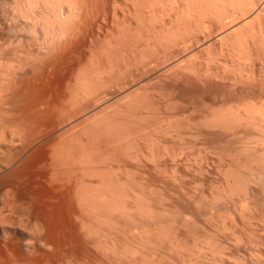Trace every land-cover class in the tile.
<instances>
[{"label": "rangeland", "instance_id": "1", "mask_svg": "<svg viewBox=\"0 0 264 264\" xmlns=\"http://www.w3.org/2000/svg\"><path fill=\"white\" fill-rule=\"evenodd\" d=\"M0 1L1 63L64 80L49 124L43 104L28 116L27 89L20 136L0 132L13 156L0 162V264H262L264 245L248 246L264 218V0H64L62 19L34 21L9 13L43 0Z\"/></svg>", "mask_w": 264, "mask_h": 264}, {"label": "bare ground", "instance_id": "2", "mask_svg": "<svg viewBox=\"0 0 264 264\" xmlns=\"http://www.w3.org/2000/svg\"><path fill=\"white\" fill-rule=\"evenodd\" d=\"M3 1V0H2ZM6 1V0H5ZM23 1V0H22ZM46 1V2H45ZM1 2V1H0ZM26 2V1H25ZM31 2V1H30ZM64 2H66V1H64V0H43L42 1V8L41 9H39V11H37V10H28V9H26V10H24L23 8L22 9H19V8H21V7H19L18 8V5L17 4H15V6H17V8L15 7V9L13 10V11H10V13H9V15L15 20H17V19H21V18H23V20L24 19H26V20H33L34 21V16H36V15H38V14H40V15H42L43 16V14L44 13H46V15H48V18L49 17H56L57 19L58 18H61L62 17V15L64 14V13H66V11L64 10L65 8H64ZM15 3H16V1H15ZM14 4V3H13ZM5 5V4H4ZM21 5H22V3H21ZM26 5H28V4H26ZM34 4H32V6H33ZM28 6H31L30 4L28 5ZM36 6V5H35ZM6 7V6H5ZM0 8H1V6H0ZM11 8V7H10ZM29 8V7H28ZM7 9V8H6ZM5 9V11H7ZM31 9V8H30ZM32 9H33V7H32ZM37 9V8H36ZM3 15H4V17L6 16L4 13H3V11H2V9L0 10V17L2 16V18H3ZM45 14H44V16H46ZM8 16V15H7ZM10 17V18H11ZM46 18H47V16H46ZM7 19H9V17L7 18ZM52 19V18H51ZM53 19H55V18H53ZM62 19V18H61ZM3 20V19H2ZM10 20V19H9ZM37 20V19H36ZM7 21V20H6ZM12 21V20H11ZM18 22V21H17ZM11 23V22H10ZM35 23V22H34ZM54 23V22H53ZM52 23V24H53ZM0 24H1V22H0ZM3 24H5V23H3ZM16 24V23H15ZM15 24L13 25V26H15ZM46 24V23H45ZM66 24V23H65ZM2 25V24H1ZM19 25V24H18ZM17 25V26H18ZM34 25V24H33ZM33 25H32V28H33ZM46 25H48V24H46ZM46 25H44L43 27H44V29L42 30V31H44V32H46V31H48V26H46ZM20 26V25H19ZM26 26V25H25ZM0 27H3V26H0ZM4 27H6V25L4 26ZM8 27H10V26H8ZM7 27V28H8ZM12 27V26H11ZM22 27V26H21ZM34 27H35V25H34ZM42 27V26H41ZM42 27V28H43ZM62 27V26H61ZM36 28V27H35ZM2 28H0V30H1ZM4 29V28H3ZM2 29V30H3ZM9 29V28H8ZM25 29V28H24ZM34 29V28H33ZM1 30V31H2ZM5 31H7V30H5ZM14 31V30H13ZM30 31H31V29H30ZM43 32V33H44ZM66 32V31H65ZM0 33H3V32H0ZM63 33V32H62ZM51 34V33H50ZM12 35V34H11ZM45 35H47L48 36V34H47V32H46V34ZM54 35V34H53ZM52 35V37H54ZM6 36H8V35H6ZM5 36V37H6ZM18 36V35H17ZM2 37V36H1ZM0 37V38H1ZM9 37V36H8ZM8 37L5 39V40H7L8 39ZM12 37V36H11ZM49 37V36H48ZM51 37V38H52ZM17 38V37H16ZM15 38V39H16ZM47 38V37H46ZM229 38H231V37H229ZM241 38V37H240ZM13 39V38H12ZM34 39V38H33ZM1 40H2V38H1ZM4 40V39H3ZM11 40V39H10ZM20 40V39H19ZM27 40V39H26ZM45 40V39H44ZM238 40V39H237ZM9 41V40H8ZM12 41V40H11ZM48 41V40H47ZM14 42H15V40H14ZM16 42H18V41H16ZM21 42V41H20ZM34 42V41H33ZM51 42V41H50ZM4 43H5V41H4ZM8 43V42H7ZM23 43V42H22ZM222 43H224V42H222ZM9 44V43H8ZM47 44V43H46ZM0 45H1V47H2V45L3 44H1L0 43ZM11 45V44H10ZM15 45V44H14ZM41 45V44H40ZM227 45V44H226ZM4 46V45H3ZM6 46V45H5ZM5 46H4V48H5ZM35 46V45H34ZM38 46V45H37ZM0 47V48H1ZM21 47V46H20ZM41 47V46H40ZM57 47V46H56ZM68 47V46H67ZM12 49V48H11ZM33 49V48H32ZM43 49V48H42ZM236 49V48H235ZM5 50V49H4ZM8 50V49H7ZM71 50V49H70ZM1 51V50H0ZM25 51V50H24ZM40 51V50H39ZM7 53V52H6ZM5 53V54H6ZM10 53V52H9ZM21 53V52H20ZM23 53V52H22ZM40 53V52H39ZM70 53V52H69ZM14 54V53H13ZM236 54V53H235ZM33 55V54H32ZM31 55V56H32ZM36 55V54H35ZM41 55V54H40ZM6 56V55H5ZM48 56V55H47ZM60 56V55H59ZM18 57V56H17ZM35 58H36V56H34ZM33 57V58H34ZM39 57V56H38ZM51 57V56H50ZM230 57V56H229ZM31 58V57H30ZM65 58V57H64ZM63 58V59H64ZM37 59V58H36ZM2 60H4V57H2V55H0V132L1 133H5V131H6V129H9L8 128V125H9V127H10V129H11V131L12 130H14V131H12V132H14L13 134H12V136L14 137V136H20V134L18 135L17 133H16V135H15V130H16V127H15V129H13V126L12 125H14V120L11 118L12 116H16V115H18V114H20L21 112L19 111L22 107L21 106H23V108H24V106H26V105H28V108H30V109H32V113H33V110H34V115L32 114V115H28V116H33L32 118H31V120H33L32 122H34L35 120V122H39V120H37V118L35 117L36 116V114H37V117H38V113H36V111H38L39 112V110H40V105L41 104H43L42 105V107L41 108H43V110H41V111H43V113H39V116H40V114H44V116L46 115V116H48V114H51V113H53L52 111V95H53V93H54V88L56 89V87L58 86V87H60L58 84L61 82L62 83V81H64L63 80V77H61V76H59V73H58V69H59V71L61 70V68H56V72L55 71H53V70H55V68H53L52 66H49V64H48V66H49V69H50V71H48V73L45 71V73L43 72L44 71V69H42L43 71H42V73H44L45 75L43 76L42 74H41V79H39L38 77H39V74L37 73V72H35L34 71V67H36L35 66V63H34V66L32 67V68H30L31 66H30V64H28L29 65V68H30V70L29 71H26L25 73H23V71H24V69L22 70L21 69V67H18V68H15V67H17V66H15L14 68H9V67H7V66H5V65H7V63L5 62V65H3L4 64V62L3 63H1V61ZM7 60V59H6ZM66 60V59H65ZM29 61V60H28ZM37 61V60H36ZM49 62V61H48ZM65 62V61H64ZM23 63V62H22ZM51 65H54L55 66V64H54V62L52 63V62H49ZM61 63V62H60ZM69 63V62H68ZM12 64V63H11ZM10 64V65H11ZM24 64V63H23ZM33 64V63H32ZM42 64V63H41ZM57 64V63H56ZM62 64V63H61ZM61 64H59V65H61ZM10 65H8V66H10ZM22 65V64H21ZM63 65H65V63H63ZM69 65V64H68ZM12 66V65H11ZM41 67V66H40ZM56 67V66H55ZM58 67V66H57ZM65 69H64V68ZM62 68L64 69V70H67V67L68 66H63ZM23 68V67H22ZM27 68V67H26ZM36 68H38V67H36ZM45 68V67H44ZM47 69H48V67H46ZM45 68V69H46ZM28 69V68H27ZM48 69V70H49ZM63 69H62V71H63ZM69 70V69H68ZM40 73V72H39ZM58 74V75H56V74ZM65 73L67 74V71H65ZM47 74V75H46ZM60 74L62 75V74H64V73H62V72H60ZM66 74L64 75L65 77V79H66ZM37 75H38V77H37ZM62 78V79H61ZM236 81V80H235ZM60 83V85H62ZM58 87H57V89H58ZM27 89H29L28 91L30 92V93H28L27 92V94H26V91H27ZM57 89L55 90V92H57ZM34 92H33V91ZM32 91V92H31ZM32 93V94H31ZM59 93V92H58ZM24 94H26V95H24ZM31 94V95H30ZM27 96V95H29V97H31L32 96V98H30L31 100H29V97L27 96V98L26 97H24L22 100L24 101V103L26 104V105H24V103H18V101L19 102H21V98H20V96ZM19 98L18 99V101H16L17 100V98ZM54 97V96H53ZM58 97V96H57ZM25 99L28 101H25ZM243 100V99H242ZM15 101H16V104H17V106L18 107H16L15 108V106H16V104H15ZM22 101V102H23ZM75 102V101H74ZM20 104H23V105H20ZM81 104V103H80ZM245 104V103H244ZM92 105V104H91ZM8 106H11V108H8ZM21 108H20V107ZM55 106V105H54ZM53 106V107H54ZM81 106V105H80ZM27 107V106H26ZM25 107V108H26ZM21 109V110H23V111H27L28 109ZM56 108V107H55ZM81 108V107H80ZM251 108V107H250ZM238 109V108H237ZM236 109V110H237ZM252 110V109H251ZM19 111V112H18ZM22 111V112H23ZM238 111V110H237ZM242 111V110H241ZM243 111H245V109H243ZM29 112H31V110H29ZM239 112V111H238ZM246 112V111H245ZM236 113V112H235ZM244 113V112H243ZM28 114V113H27ZM27 114H26V116H27ZM214 114V113H213ZM242 114V113H241ZM226 115V114H225ZM232 115H233V113H232ZM19 116V115H18ZM21 116H23V113H21ZM26 116H24V117H26ZM44 116L42 115V117H40L39 119H44V121L46 122L50 117L48 116L47 118L48 119H46V118H44ZM245 115H241V117L242 118H240L241 120H239V118H238V123H235L234 121H232V122H234V124H226L225 125V123L224 124H221L220 123V127H221V125L226 129V128H228V130L231 132V128L232 129H234L233 127H238V126H241V125H243L245 122V119H243V117H244ZM257 115H255V117H256ZM17 117V116H16ZM15 117V118H16ZM24 117H23V119H24ZM219 117H220V114H219ZM224 117V116H223ZM222 117V118H223ZM14 118V117H13ZM18 118V117H17ZM234 118V117H233ZM236 118V117H235ZM245 118V117H244ZM246 118H248L247 116H246ZM12 119V120H11ZM19 119L21 120V118H20V116H19ZM30 119V118H29ZM46 119V120H45ZM61 119V118H60ZM220 119V118H219ZM252 119V118H251ZM19 120V123H17L16 122V125L17 124H20V122L22 121H20ZM25 120V119H24ZM23 120V121H24ZM51 120V118L49 119V121L48 122H46V123H48L49 124V122H51L50 121ZM213 120V119H212ZM15 121H18V119L17 120H15ZM248 121V120H247ZM264 121V120H263ZM31 122V121H30ZM42 122V121H41ZM192 122V121H191ZM202 122V121H201ZM220 122V121H219ZM23 123V122H22ZM62 123V122H61ZM248 123H250V122H248ZM35 124V123H34ZM33 124V125H34ZM215 124V123H214ZM245 124H247V122L245 123ZM244 124V125H245ZM254 124V123H253ZM257 124V123H256ZM11 125V126H10ZM169 125H171V124H169ZM21 126V125H20ZM31 126V125H30ZM34 126H36V125H34ZM34 126H32V127H34ZM47 126V125H46ZM210 126V125H209ZM247 126V125H246ZM56 127V126H55ZM19 127H18V125H17V129H18ZM21 128V127H20ZM23 128V127H22ZM35 128V127H34ZM261 128V127H260ZM10 129L8 130V131H10ZM171 129V128H170ZM223 129V128H222ZM3 130V131H2ZM5 130V131H4ZM46 130V129H45ZM51 130V129H50ZM54 130V129H53ZM113 130V129H112ZM220 130V129H219ZM228 130H227V132H228ZM245 130V129H244ZM257 130V129H256ZM8 131H6V132H8ZM10 131V132H11ZM25 131V130H24ZM35 131V130H34ZM33 131V133H35ZM234 131H235V129H234ZM239 131V130H238ZM261 131V130H260ZM16 132H18V133H20V131H16ZM46 132H48V131H46ZM86 132V131H85ZM229 133V132H228ZM6 134V133H5ZM5 134H2V137H0V147H2V144L5 142V138L3 137ZM24 134V133H23ZM166 134V133H165ZM241 134V133H240ZM244 134V133H243ZM254 134V133H253ZM7 135V134H6ZM221 135H222V133H221ZM220 135V136H221ZM264 135V134H263ZM1 136V135H0ZM9 136H10V134H9ZM8 136V137H9ZM11 136V137H12ZM28 136V135H27ZM32 136V135H31ZM31 136H28V137H31ZM33 136L34 137H36V135H34L33 134ZM219 136V135H218ZM227 136H228V134H227ZM242 136V135H241ZM241 136H240V138H241ZM7 137V138H8ZM12 137V138H13ZM23 137H25V136H23ZM34 137H32L33 138V140H34ZM223 137V136H222ZM259 137V136H258ZM264 137V136H263ZM170 138V137H169ZM191 138V137H190ZM220 138V137H219ZM227 138V137H226ZM233 138V137H232ZM236 138V137H235ZM255 138V137H254ZM19 139V138H18ZM29 139V138H28ZM229 139H231V138H229ZM248 139V138H247ZM246 139V140H247ZM7 140V139H6ZM17 140V139H16ZM25 140V139H24ZM31 140V139H30ZM33 140H31L32 142H34ZM153 140V139H152ZM228 140V139H227ZM232 140V139H231ZM242 140V139H241ZM249 140V139H248ZM259 140V139H258ZM3 142V143H2ZM10 141H8V143H9ZM12 142V141H11ZM46 142V141H45ZM221 142V141H220ZM234 142V141H233ZM246 142L247 141H245L244 143H243V141H242V150L243 151H247V152H253V150H252V148H255L256 149V146H257V144L256 143H254L253 145H255L256 144V146L255 147H253L252 146V148H251V146H249L248 144H246ZM251 142V141H250ZM249 142V143H250ZM254 142V141H253ZM258 142V141H257ZM14 143V142H13ZM27 143V142H26ZM26 143H25V145H26ZM49 143V142H48ZM153 143V142H152ZM6 144V143H5ZM12 144V143H11ZM24 144V143H23ZM31 144H33V143H31ZM30 142H28L27 143V145H26V148H29L30 147ZM234 144V143H233ZM261 144H262V142H261ZM9 145V144H8ZM228 145V144H227ZM239 145V147H240V145H241V143L240 144H238ZM5 146V145H4ZM14 146V145H13ZM45 146V145H44ZM234 146H235V144H234ZM263 146H264V144H263ZM20 147V146H19ZM22 147V146H21ZM238 147V148H239ZM258 147V146H257ZM261 147V146H260ZM217 148V147H216ZM15 149V148H14ZM43 149H45V148H43ZM42 149V151L43 152H41V155L43 156L44 155V153H45V150H43ZM48 149V148H47ZM1 150V149H0ZM2 152L0 153V156L1 157H3V158H0L1 160H0V162L2 161V163L4 162V163H6V162H11L12 161V159H13V156H12V153H10L7 149H6V147H2ZM5 150V151H4ZM17 150H18V148H17ZM17 150L14 152L13 151V153L16 155V152H17ZM22 150H24V149H22ZM21 150V151H22ZM29 150V149H28ZM38 150H41L40 149V147H39V149ZM252 150V151H251ZM257 150V149H256ZM202 151V150H201ZM242 151V152H243ZM19 152V151H18ZM241 152V151H240ZM247 152H245V153H247ZM255 152V151H254ZM257 152V151H256ZM3 153V154H2ZM35 153V152H34ZM200 153V152H199ZM153 154V153H152ZM221 154V153H220ZM227 154V153H226ZM36 155H37V153H36ZM233 155V154H232ZM252 155V154H251ZM19 156V155H18ZM17 156V157H18ZM35 156V155H34ZM221 156V155H220ZM15 157L16 156H14V160H15ZM16 157V158H17ZM20 157V156H19ZM30 157V156H29ZM28 157V158H29ZM33 157V156H32ZM214 157V156H213ZM255 157V156H254ZM37 158V157H36ZM40 158V157H39ZM44 158V157H43ZM47 157H45V159H46ZM258 158V157H257ZM264 158V157H263ZM3 159V160H2ZM26 159V158H25ZM41 159V158H40ZM198 159V158H197ZM29 160H32V159H29ZM37 160V159H36ZM251 160V159H250ZM255 160V159H254ZM40 161V160H39ZM246 161V160H245ZM9 162V163H10ZM14 162V161H13ZM20 162V161H19ZM29 162V161H28ZM32 162V161H31ZM35 162V161H34ZM260 162H262V161H260ZM9 163H7L8 165H10ZM21 163V162H20ZM251 163V162H250ZM259 163V162H258ZM27 164V163H26ZM4 165V164H3ZM2 165V166H3ZM7 165V166H8ZM13 165V164H12ZM19 165V164H18ZM255 165V164H254ZM257 165V164H256ZM33 166V165H32ZM34 166H35V164H34ZM33 166V167H34ZM241 166V165H240ZM244 166V165H243ZM259 166V165H258ZM264 166V165H263ZM0 167H1V165H0ZM17 168H18V166H16ZM30 167V166H29ZM209 167V166H208ZM225 167V166H224ZM21 168H22V166H21ZM218 168V167H217ZM250 168V167H249ZM254 168V167H253ZM258 168V167H257ZM256 168V170H258ZM260 168V167H259ZM264 168V167H263ZM3 169V168H2ZM4 169H6V168H4ZM15 170H16V168H14ZM19 169V168H18ZM32 169H34V168H32ZM32 169H31V171H32ZM42 169V168H41ZM244 169V168H243ZM246 169V168H245ZM251 169V168H250ZM249 169V170H250ZM262 169V168H261ZM21 170V169H20ZM220 170V169H219ZM255 170V169H254ZM19 171V170H18ZM24 171V170H23ZM34 171H35V169H34ZM33 171V172H34ZM222 171V170H221ZM1 172V171H0ZM37 172V171H36ZM48 172V171H47ZM86 172V171H85ZM259 172V171H258ZM233 173V172H232ZM248 173V172H247ZM257 173V172H256ZM263 173V172H262ZM261 173V174H262ZM10 174H12L13 175V172L12 173H10ZM17 174V173H16ZM29 174V176H30V173H28ZM33 174V173H32ZM45 174H47V173H44V175ZM257 174H259V173H257ZM19 175V174H18ZM17 175V176H18ZM43 175V174H42ZM79 175V174H78ZM232 175V174H231ZM256 175V174H255ZM3 176V175H2ZM6 176V175H5ZM20 176V175H19ZM25 176V175H24ZM33 176V175H32ZM36 176V175H35ZM35 176H33V177H35ZM40 176V175H39ZM95 176V175H94ZM226 176V175H225ZM246 176V175H245ZM249 176V175H248ZM250 176H252V175H250ZM249 176V177H250ZM31 177V176H30ZM32 177V178H33ZM42 177V176H41ZM249 177H248V181L251 179H249ZM257 176H254V178H256ZM258 177H261V176H258ZM263 177H264V174H263ZM263 177H261L262 178V182L260 181L259 182V180L261 179H259L258 178V182L256 181L257 180V178H256V180L254 181L253 179H252V181H254L255 183L257 182V183H259V185L261 184V185H264V178ZM46 178V177H45ZM84 178V177H83ZM223 178H225V177H223ZM228 178V177H227ZM2 179H4V178H2ZM9 179V178H8ZM18 179H19V177H18ZM28 179V178H27ZM35 179V178H34ZM33 179V180H34ZM217 179V178H216ZM241 179V178H240ZM10 180V179H9ZM11 180H13V179H11ZM36 180V179H35ZM1 181V180H0ZM5 181V180H4ZM31 182H33L32 181V179L30 180ZM248 181H245V182H248ZM252 181H251V183H252ZM53 182V181H52ZM222 182V181H221ZM232 182V181H231ZM241 182V181H240ZM250 182V181H249ZM5 183V182H4ZM8 183V182H7ZM226 183H228V182H226ZM33 185H35V184H33ZM232 185V184H231ZM237 185V184H236ZM240 185V184H239ZM244 185H246V187H247V183H245ZM250 185V184H249ZM252 185V184H251ZM256 185V184H255ZM101 186V185H100ZM220 186V185H219ZM230 186V185H229ZM257 186V185H256ZM32 187V186H31ZM99 187V186H98ZM114 187V186H113ZM232 187V186H231ZM243 187H245V186H243ZM245 187V188H246ZM2 188V187H1ZM15 188V187H14ZM28 188V187H27ZM33 188H34V186H33ZM55 188V187H54ZM196 188V187H195ZM213 188V187H212ZM230 188V187H229ZM228 188V189H229ZM235 188V187H234ZM237 188L238 187H236L235 189H236V191H238L237 190ZM257 188H258V186H257ZM256 188V189H257ZM260 188H261V186H260ZM260 188H258V189H260ZM61 189V188H60ZM120 189V188H119ZM255 189V188H254ZM253 188H252V190H254ZM108 190V189H107ZM222 190V189H221ZM113 191V190H112ZM231 191H232V189H231ZM230 191V192H231ZM240 191V190H239ZM239 191H238V193H239ZM242 191H243V188H242ZM248 191V190H247ZM247 191H245V193L247 192ZM257 191V190H256ZM263 193H264V187H263ZM34 192V191H33ZM55 192H56V190H55ZM259 192V191H258ZM258 192H256V194H255V190H254V194L256 195H253V196H255L256 198H257V196H259L260 194L261 195H263V193L261 192H259L260 194H258ZM32 193V192H31ZM45 193H47V194H49L48 192H45ZM100 193V192H99ZM237 193V192H236ZM250 193H251V190H250ZM37 194V193H36ZM35 194V195H36ZM39 194V193H38ZM46 194V195H47ZM220 194V193H219ZM233 194V193H232ZM232 194H231V196H232ZM241 194V193H240ZM243 194H244V192H243ZM247 194V193H246ZM258 194V195H257ZM34 195V194H33ZM261 195H260V198L259 199H262L261 198ZM48 196V195H47ZM49 196L51 197V196H54V195H50L49 194ZM230 196V197H231ZM241 196H244V195H242L241 194ZM239 197L240 198V200H241V202L240 203H242V199L244 198V197ZM252 196V197H253ZM57 197V196H56ZM198 197V196H197ZM228 197V196H227ZM238 197V196H237ZM245 197H246V199H247V196L245 195ZM252 197H251V199H252ZM263 197V196H262ZM54 198V197H53ZM84 198V197H83ZM236 198V197H235ZM242 198V199H241ZM249 198V197H248ZM93 199V198H92ZM91 199V200H92ZM228 199V198H227ZM232 199V198H231ZM237 199V198H236ZM245 198H244V202L245 203H247L245 200H246ZM250 199V198H249ZM253 199H255V198H253ZM258 199V200H259ZM54 200H55V198H54ZM219 200V199H218ZM263 200H264V198H263ZM262 200V201H263ZM48 201H52V200H49L48 199ZM247 201H248V199H247ZM261 201V200H260ZM260 201H259V203L258 204H261L260 203ZM91 202H93V201H91ZM104 202V201H103ZM122 202V201H121ZM233 202V201H232ZM244 202L242 203V204H244ZM264 202V201H263ZM15 203V202H14ZM47 203V202H46ZM49 203H50V205H49ZM48 203V206L47 205H45V207L47 208V207H49V206H51V202H49ZM102 203V202H101ZM217 203V202H216ZM220 204V203H219ZM218 204V205H219ZM241 204V205H242ZM248 204V203H247ZM254 204H257V202L256 203H254L253 202V206H254ZM58 205V204H57ZM248 205H250V204H248ZM263 207H264V203H262L261 204ZM260 205V206H261ZM237 206V205H236ZM245 206H246V204H245ZM244 206V207H245ZM16 207V206H15ZM44 207V208H45ZM119 207V206H118ZM257 208H258V205L256 206ZM45 208V209H46ZM84 208V207H83ZM215 208V207H214ZM232 208V207H231ZM248 208V207H247ZM255 208V207H254ZM253 208V210H255ZM261 208V207H260ZM234 209H235V207H234ZM240 209H242V213H241V210H239L240 211V215L242 214V217H246V215L245 214H243V213H245L244 212V210L246 209H244L243 208V206H242V208H241V206H240ZM264 209V208H263ZM47 210H48V208H47ZM246 210H248V209H246ZM257 210V209H256ZM259 210V209H258ZM98 211V210H97ZM234 211V210H233ZM251 211V210H250ZM263 213H264V210L262 211ZM113 213V212H112ZM196 213V212H195ZM228 213V212H227ZM247 213V212H246ZM250 213V212H249ZM257 213V212H256ZM223 214V213H222ZM231 214V213H230ZM252 214V216L253 215H255V214H253V212L251 213ZM251 214H249L250 215V217H251ZM238 215V214H237ZM236 215V216H237ZM244 215V216H243ZM261 215H264V214H261ZM200 216V215H199ZM231 216V215H230ZM247 216H248V213H247ZM257 216V215H256ZM256 216L254 217L255 219H253V221L252 222H254V220H259L258 221V223H255V222H257V220L254 222L255 224H259L260 226H261V228H260V230H256V228H257V225H255L256 227L253 229V230H255V232L257 231H261V232H258V233H256L255 235H257V237H260L259 235H261V237L262 238H260V239H263L264 238V218H261L260 217V215L258 214V216H259V218L257 217L256 218ZM244 217V218H245ZM224 218V217H223ZM227 218V217H226ZM261 218V219H260ZM204 219V218H203ZM243 219V218H242ZM246 219V218H245ZM247 219H250V218H248L247 217ZM224 220V219H223ZM227 220V219H226ZM232 220V219H231ZM235 220V219H234ZM233 220V221H234ZM184 221V220H183ZM243 221L245 222L246 220H244L243 219ZM261 221V222H260ZM199 222V221H198ZM229 222V221H228ZM223 223H224V221H223ZM237 223V222H236ZM245 223H247V222H245ZM245 223H243V224H245ZM251 223V220H250V222L248 221V224L253 228V226L250 224ZM226 224V223H225ZM232 224V223H231ZM247 224V225H248ZM4 225V224H3ZM248 225V226H249ZM258 225V226H259ZM186 226V225H185ZM248 226L247 227H245V229L247 228L248 229ZM238 227V226H237ZM2 228H5L4 226L2 227ZM213 228V227H212ZM226 228V227H225ZM252 228H251V230L250 231H252ZM244 229V228H243ZM257 229H259V228H257ZM0 230H2V229H0ZM6 229H4V230H2V234L5 236V237H7L8 236V233H7V231H5ZM9 230V229H8ZM249 230V229H248ZM11 231V230H10ZM28 231V230H27ZM224 231V230H223ZM245 231V230H244ZM247 231H245V234H247L246 233ZM11 233V232H10ZM235 233V232H234ZM248 233H250V232H248ZM253 233H254V231H253ZM39 234V233H38ZM252 233H250V237L248 236V238H251L252 236H254V237H252V239L253 240H257V239H254V238H257L255 235H251ZM19 235V234H18ZM3 236V237H4ZM34 236V235H33ZM244 236V235H243ZM10 237V236H9ZM12 237V236H11ZM233 237V236H232ZM245 237H243V239H244ZM248 238H247V242L246 243H248ZM242 239V240H243ZM259 239V238H258ZM259 239V241L257 240V241H253V240H251V242L253 241V244H251V245H249L248 247H253V246H255L256 248H259V247H261V244L262 245H264V241H261ZM220 240V239H219ZM238 240H240V239H238ZM237 240V241H238ZM245 240V239H244ZM264 240V239H263ZM7 241V240H6ZM246 241V240H245ZM249 241H250V239H249ZM19 242H20V240H19ZM212 242V241H211ZM243 242V241H242ZM255 242V243H254ZM244 243V242H243ZM241 244V243H240ZM255 244V245H254ZM29 245V244H28ZM246 245V244H245ZM244 245V246H245ZM246 247V246H245ZM247 247V248H248ZM8 248V247H7ZM25 248V247H24ZM241 248V247H240ZM256 248H251V249H256ZM263 249H264V247H262ZM261 248V249H262ZM250 249V250H251ZM249 250V249H248ZM253 251V250H252ZM251 251V252H252ZM262 250H260V249H257V252H261ZM206 252V251H205ZM239 252V251H238ZM250 251H249V254H251L252 256L253 255H255V253H257V252H255V251H253V254L251 253ZM255 252V253H254ZM262 252H264V250L262 251ZM259 253V254H262L263 256H264V254L263 253ZM244 253H245V251H244ZM217 254V253H216ZM246 254H248V253H246ZM245 254V255H246ZM258 254V253H257ZM258 254V255H259ZM218 255V254H217ZM239 255H240V253H239ZM247 256V255H246ZM260 256V255H259ZM258 256V257H259ZM262 256V257H263ZM250 257V256H249ZM249 257H246L247 258V260H249L248 258ZM257 257V256H256ZM261 257V258H262ZM230 258V257H229ZM232 258H234V257H232ZM251 258V257H250ZM255 258V257H254ZM260 258V259H261ZM258 259V258H257ZM256 259V260H257ZM255 260V259H254ZM230 261V260H229ZM241 262V261H240ZM245 262H246V260H245ZM252 262V261H251ZM263 263L262 264H264V259H263V261H262ZM247 263H249V261L247 262ZM245 264V263H244ZM254 264V263H253ZM258 264H261V263H258Z\"/></svg>", "mask_w": 264, "mask_h": 264}]
</instances>
